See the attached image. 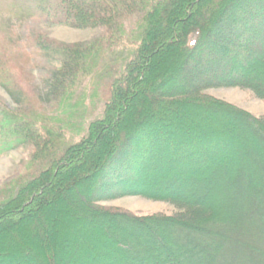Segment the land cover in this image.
Returning <instances> with one entry per match:
<instances>
[{
  "label": "trees",
  "instance_id": "1",
  "mask_svg": "<svg viewBox=\"0 0 264 264\" xmlns=\"http://www.w3.org/2000/svg\"><path fill=\"white\" fill-rule=\"evenodd\" d=\"M47 16L108 28L25 37ZM26 55L60 58L40 93ZM0 85V156L33 147L0 188V264H264V114L205 93L264 100V0H0ZM127 195L177 211L100 204Z\"/></svg>",
  "mask_w": 264,
  "mask_h": 264
},
{
  "label": "rangeland",
  "instance_id": "2",
  "mask_svg": "<svg viewBox=\"0 0 264 264\" xmlns=\"http://www.w3.org/2000/svg\"><path fill=\"white\" fill-rule=\"evenodd\" d=\"M137 18L138 15L133 13L132 16L125 20V24L132 26L135 24ZM107 28L105 25L76 28L56 22L50 16H47L26 22L23 24L21 30L25 34V37L27 34L36 33L39 37L48 38L59 45L86 48L92 45L98 38L104 36ZM20 64L23 69L21 72H17V76H21V80L27 76V79L31 83V88L40 93L45 89L44 80L50 75L51 70L61 66V61L59 57L50 59L36 55L35 58L31 59L26 55ZM205 93L231 103L255 116L264 114V100L257 97L250 89L220 87L207 89ZM0 100L11 109H18L17 103L1 85ZM51 111H55V109ZM32 151V146H22L0 156V188L22 172H25L26 165L31 159ZM100 204L106 207L121 208L139 215H150L159 212L172 214L177 211V207L169 202L154 200L140 195H127L117 199L102 201Z\"/></svg>",
  "mask_w": 264,
  "mask_h": 264
}]
</instances>
